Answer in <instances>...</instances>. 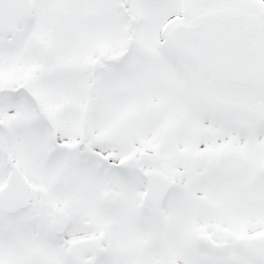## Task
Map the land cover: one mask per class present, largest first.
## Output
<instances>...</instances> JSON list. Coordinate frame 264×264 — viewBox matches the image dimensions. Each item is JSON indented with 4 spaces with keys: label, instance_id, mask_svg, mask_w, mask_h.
<instances>
[{
    "label": "snow or ice",
    "instance_id": "obj_1",
    "mask_svg": "<svg viewBox=\"0 0 264 264\" xmlns=\"http://www.w3.org/2000/svg\"><path fill=\"white\" fill-rule=\"evenodd\" d=\"M0 264H264V0H0Z\"/></svg>",
    "mask_w": 264,
    "mask_h": 264
}]
</instances>
